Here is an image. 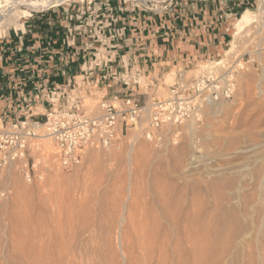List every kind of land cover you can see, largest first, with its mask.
Instances as JSON below:
<instances>
[{
	"label": "rangeland",
	"instance_id": "rangeland-1",
	"mask_svg": "<svg viewBox=\"0 0 264 264\" xmlns=\"http://www.w3.org/2000/svg\"><path fill=\"white\" fill-rule=\"evenodd\" d=\"M105 2H113L116 6L125 3L123 7L133 4L142 11L159 14L169 10L175 0H69L43 11L60 9L85 16L89 20L94 18L93 15L96 16L98 10L95 8ZM259 2L260 0H255L254 5L248 9L257 15L256 22L241 28L237 26V21L242 12L231 17L228 42L220 56L195 63L187 68L168 67L141 79L144 85L148 83L145 81L149 78L161 77L158 95L163 98L168 86L172 85L176 78L184 83H190L209 73L220 60L225 65L224 69L234 67L240 62L241 70L235 74L231 98L205 107L200 126L184 123L168 131L161 130L158 134L156 132L150 139L130 133L126 140L109 152L90 151L80 165L65 170L60 169L48 155L42 164L44 169L42 178L30 183L25 182L14 168H8L4 172V177L3 175L0 177V193L7 189L8 194L0 199V264H13L16 259L19 260L14 264H26L25 261H29L26 254L29 246L27 239L33 218L29 215L31 213L33 215L32 208L38 199L46 201L47 208H51L50 214L54 215H51V225L53 229L55 226L57 231L60 230L59 232L55 230L53 233L56 238L64 235V232L67 233L68 228H65V225L70 222L72 216V225H76L72 226L75 229L71 228L75 232L76 238L72 241L75 247L71 256L67 258L72 264L73 262L128 264L129 261L131 264L135 255L129 254L125 249L123 253L124 244L123 248L117 249L114 239L116 230L106 231L109 225L106 219L111 218L109 215L112 216L114 212L118 215L119 211V215L124 213L121 212L123 202H127L129 207L133 205L132 208L139 206L140 209L142 205L160 202L162 197L165 199L178 195L183 202L186 193L192 195L194 210L201 221H213L215 217L223 219L224 212H229L228 215L232 212L237 217L236 225L239 230L236 236L232 235L229 238V241L225 240L228 239L225 227L208 233L205 264H216L218 261L220 262L218 264H262L261 261H264V8L259 6ZM86 7L90 8L86 11ZM144 7L152 10H144ZM6 12L4 10L3 14ZM40 12L42 11L35 12L20 7L17 13L3 17L0 23V36L17 31L25 19ZM103 95L104 93L98 89L91 91L90 95L81 92L84 106L89 110L96 108ZM41 141L45 152L50 154L53 151L51 142ZM259 145L262 147L260 148ZM244 146L247 148L245 149ZM242 149L244 150L241 152ZM37 192L40 195H37ZM67 214L70 216L67 217ZM67 218L69 220H66ZM230 218H227L228 222ZM19 219L26 224L21 226L22 222ZM63 219L67 221L66 224ZM28 220L31 222L29 223ZM53 220L57 222L54 223ZM58 224L59 227L56 228ZM78 224H81V229L83 227L87 229L83 235L78 232L80 229ZM26 229L29 233L24 232ZM94 230L97 232L93 237ZM59 238L57 242L60 241ZM122 239L124 240L123 233ZM123 240L120 241L123 243ZM82 241L84 244H81ZM106 242L109 244V250ZM58 244L53 245L57 250L54 252V247L51 251L54 252L53 260L55 259L56 264H60L61 261L58 262L60 258L63 259L62 264L67 259L62 258L63 251L60 252L61 248ZM93 245L100 252L98 260L92 255ZM249 245L251 248L248 247ZM12 249L14 251L11 252ZM196 249L198 255V244ZM16 251L19 254L15 253ZM250 251L253 254L252 261H248ZM121 253L124 255L123 258ZM14 254L16 258L12 257ZM136 263L137 261L132 264Z\"/></svg>",
	"mask_w": 264,
	"mask_h": 264
},
{
	"label": "crops",
	"instance_id": "crops-1",
	"mask_svg": "<svg viewBox=\"0 0 264 264\" xmlns=\"http://www.w3.org/2000/svg\"><path fill=\"white\" fill-rule=\"evenodd\" d=\"M254 3L175 0L169 10L155 14L121 11L125 3L105 2L89 20L60 9L31 15L17 31L0 36V121H43L50 89H69L80 78L96 80L97 73L84 75L93 55L112 59L121 74L133 69L140 75L216 58L228 42L231 17L251 12ZM97 89L105 96L126 92L112 81L100 82Z\"/></svg>",
	"mask_w": 264,
	"mask_h": 264
},
{
	"label": "built area",
	"instance_id": "built-area-1",
	"mask_svg": "<svg viewBox=\"0 0 264 264\" xmlns=\"http://www.w3.org/2000/svg\"><path fill=\"white\" fill-rule=\"evenodd\" d=\"M129 9L142 11L133 4L125 5L121 11ZM144 10L152 9L144 7ZM98 26L101 30L102 25L98 23ZM216 63L209 73L190 83L176 78L161 98L158 95L161 77L149 78L143 85L141 79L150 73L140 75L130 69L121 74L112 65V59L93 55L84 75L88 78L97 73L96 80L92 83L80 78L79 83H73L69 89H50L47 93L49 108L43 121L31 117L0 121V177L12 167L30 183L42 178V164L48 155L65 170L80 165L90 151L113 149L130 133L150 139L166 127L189 122L200 126L206 104L231 98L234 74L241 70L240 62L230 69ZM105 81L120 83L126 92L103 95L96 108L89 110L84 106L81 92L90 95ZM139 90L141 92H137ZM43 137L53 146L50 154L42 147ZM7 194L8 190L4 189L0 195Z\"/></svg>",
	"mask_w": 264,
	"mask_h": 264
},
{
	"label": "bare ground",
	"instance_id": "bare-ground-1",
	"mask_svg": "<svg viewBox=\"0 0 264 264\" xmlns=\"http://www.w3.org/2000/svg\"><path fill=\"white\" fill-rule=\"evenodd\" d=\"M66 1H69V0H0V23H1V20L4 19L3 17H5L7 15L10 16V14L13 15V14L17 13L18 9L20 7H24V8L31 10V11L38 12V11H43L45 9H48L50 7L59 6ZM147 2H149V1H147ZM260 7L264 8V0L262 1ZM4 10L7 11L6 14H3ZM256 18H257V15L255 13L247 11L240 16V18L237 21V26L244 28V27L256 22V20H257ZM9 20H10V18H9ZM216 65H222V61L216 63ZM234 67H236V66H234ZM230 68H228V69H230ZM235 74H234V77H235ZM234 83H235V81L233 80V84ZM233 91H234V85H233ZM216 103H219V102H216ZM212 104H215V103L209 102L208 104L205 105V107H208L209 105H212ZM166 130L168 131V130H170V128L166 127L162 131L164 132ZM42 140L44 142H47L45 140H48V139L43 137ZM260 146L262 147V145H259V147ZM244 148L246 149L247 147L244 146ZM248 148H250V147H248ZM110 150L111 149H109L108 151H103V152H109ZM243 150L244 149H242L240 151L242 152ZM247 150L250 151V149H247ZM247 150H246V152H248ZM138 154H140V153H138ZM240 154L242 155V153H240ZM244 154H246V153H244ZM249 154H251V153H249ZM9 168H12V167H9ZM57 176H58V174H57ZM57 176H55V177H57ZM186 194L187 195H185L184 198L182 197L183 202L180 200V196H178V195L176 197H172V196L168 197V198L165 197V199H163V197H162V199H161L162 201L160 200V202H156V203L150 202L151 203L150 205H147V206L144 205L145 207L142 205V208L140 207V209L138 208L139 206L134 205L135 207L132 208L133 205H132V207H129L127 202H123V207H122L123 211L121 210V212H124V213L119 215V213H120V211H119V213L117 215V214H114V213H116V212H114L112 214V216H110L109 215L110 213H108L109 218L110 217L111 218L109 220L106 219L109 222V225L106 227V231L109 232L112 229H114V231L116 230V232H114L115 233L114 239L116 242V246L118 247L117 249L121 248L122 245L124 244L123 245L124 248L122 247L123 248L122 252L125 253L123 251L125 249V251H128L129 254L130 253L134 254L135 257H132V259L134 258L133 261L134 260L137 261L136 264H205V259H204L205 257L204 256H205V254L207 252V248H208L206 246V244H207V242H209V234L208 233L210 231H218V228L225 227L226 228L225 233L227 234L226 238H228L225 240L229 241V238L232 235L236 236L237 231L239 230L238 225H236L237 217L232 212L229 215H228L229 212H224V214H222L223 219L215 217L213 219V221H208V222L207 221L204 222V220L201 221L200 218L196 215V212L194 210L195 205H194L192 195H190L188 193H186ZM37 195H40V194L38 193ZM1 198L2 197L0 195V199ZM37 199H38V196H37ZM49 200H47V201H49ZM34 201H35V198H34ZM149 201H151V200H149ZM43 202L44 201L38 199L37 203H35L34 207L32 208L33 209V215H32V213H31V215H29V217L33 216V218L31 217L32 218L31 219L32 224H30L31 228H29L31 230H30V234L28 236L29 239H27L28 240L27 243L29 244V246L27 248L26 254L28 256L29 261H25L26 264H56V261H54L55 259L53 260V253L55 252V250H57L55 247L56 243L60 244V245L59 244L58 245L61 248L60 252L63 251V253H62L63 255L62 254L61 255H62V258L64 257V259H67L68 257L71 256V254L73 253L72 252L73 248L75 247V245H74L75 243L72 242L76 238L75 232L72 230V229H75V227L72 228V226L74 225V224L72 225V221H71L72 216L70 218L69 223L64 220L65 218L63 219L65 221V222L63 221L65 224L67 222V224L65 225L66 226L65 228H68L67 233L64 232V230H62L65 234L59 235L60 238H59V236L56 238V236H54L53 233L55 232V230H56V232H59L60 230L57 231V229H55V226L53 229V225H51L52 224V222H51V220H52L51 215L52 214H50V211H49V210H51V208L48 209L47 203H45L46 201L44 203ZM69 204H68V206H69ZM32 205H33V203H32ZM49 205H50V203H49ZM84 210H85V208H84ZM52 216H54V215H52ZM69 216L67 214V217H69ZM101 216L104 217V215H102V214H101ZM103 217H101V218H103ZM228 217L229 218L231 217L230 222L227 221ZM105 218H107V217H105ZM27 219H30V218H27ZM55 219L58 220V218H55ZM66 220H69V219L67 218ZM73 220H74V218H73ZM97 220L100 221L99 219H97ZM19 221H21V220L19 219ZM53 221H55V220H53ZM16 222H18V221H16ZM30 222L31 221H29V223ZM56 222L57 221H55L54 223H56ZM63 222H62V224H63ZM74 223H75V221H74ZM212 223H213V225H212ZM16 224H14V225L16 226ZM20 224H22L21 226H24V224H26V223L22 222ZM59 224L56 225V228L59 227ZM102 225L103 224L101 223V225H100L101 228L103 227ZM106 225H107V223H106ZM17 226L19 227V225H17ZM74 226H76V225H74ZM92 226H93V224H92ZM18 227H17V229H19ZM51 227H52V230H51ZM23 228H22V231L24 230ZM62 228H64V226ZM62 228H60V229H62ZM78 228H80V229H78ZM78 228H77L79 230L78 232L81 233L82 235L85 231H87V229H84V227H83V229H81V226ZM90 228H91V226H90ZM94 228H95V226H94ZM20 229H21V227H20ZM27 229H28V225H27ZM27 229L24 232H28ZM19 231H21V230H19ZM78 232H76V233H78ZM92 232H93L92 236L94 237L96 235L95 232H97V231L94 230ZM122 233L124 236L125 243H124V240L122 239ZM58 234H60V233H58ZM21 235L22 234L20 233L19 236H21ZM24 235H23V237H24ZM15 236H16V234H15ZM77 236H79V235L77 234ZM52 237L54 238V240H56V242H53L54 240ZM58 238L60 239L59 242H57ZM77 238H79V237H77ZM19 240L20 239L18 238V241ZM76 240H78V239H76ZM120 240H123V243ZM23 241H24V239H23ZM78 241H76L77 244H78ZM228 241H227V243H228ZM82 242H81V244H84V242L83 243ZM54 244H55V246H53ZM81 244H80V246H81ZM106 244H107V250H109V244L107 242H106ZM197 244H198V252H199V253H197L198 255H196V252H197L196 251L197 250L196 245ZM86 245H88V244L86 243ZM80 246H79V248H80ZM248 247L251 248L250 245ZM22 248H23V246H22ZM51 248L52 249L54 248L53 253H52L53 250L51 251ZM79 248H78V250H80ZM128 248L130 251L132 250V252H130L128 250ZM13 249L16 250V248H13ZM13 249L11 250V252L14 251ZM113 249H115V248H113ZM18 250L20 251V249H18ZM79 252H81V250ZM91 252H92V255L94 256V259L98 260V257L100 256V252L95 245L91 246ZM15 253H17V251ZM21 253L24 254L23 252H21ZM57 253H59V251H57ZM123 253H121L122 258L124 257ZM17 254H19V253H17ZM75 254H78V252L77 253L75 252ZM250 254L251 255L249 256L248 261H252V255L253 254L251 253V251H250ZM106 255H108V254H106ZM78 256H81V255H78ZM128 256H129L128 258H130V255H128ZM12 257L16 258V255L15 254L12 255ZM22 257H21V259L24 260V258H22ZM107 257H109V256H107ZM196 257H198V258L195 259ZM17 258H19L18 255H17ZM59 258H60V256H59ZM71 258H69V259H71ZM60 259L58 260V262L63 261V259H61V260ZM76 259H78L77 255H76ZM126 259H127V256H126ZM16 260H19V259H16ZM261 260H262V258H261ZM15 261H14V263H16ZM133 261L131 260L132 263H135V261L134 262ZM61 262H59V263L61 264ZM218 262L216 264H218ZM261 262H262V264H264V261H261ZM73 263L75 264V262H73ZM106 263H107V261H106ZM7 264H9V263H7ZM62 264H72V263H71V260L67 259ZM128 264H130V261L128 262Z\"/></svg>",
	"mask_w": 264,
	"mask_h": 264
}]
</instances>
